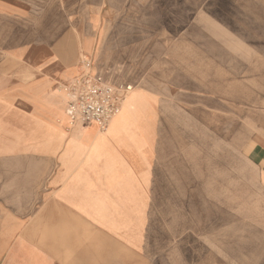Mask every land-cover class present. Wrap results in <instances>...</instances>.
Returning <instances> with one entry per match:
<instances>
[{"label": "rangeland", "instance_id": "374dc122", "mask_svg": "<svg viewBox=\"0 0 264 264\" xmlns=\"http://www.w3.org/2000/svg\"><path fill=\"white\" fill-rule=\"evenodd\" d=\"M18 1L35 30L91 36L93 61L131 85L112 121L132 100L129 121H154L156 109L176 134L178 191L156 203L146 264H264L247 158L253 140L264 143V0Z\"/></svg>", "mask_w": 264, "mask_h": 264}, {"label": "crops", "instance_id": "0c3cea01", "mask_svg": "<svg viewBox=\"0 0 264 264\" xmlns=\"http://www.w3.org/2000/svg\"><path fill=\"white\" fill-rule=\"evenodd\" d=\"M41 29L26 4L0 0V264H146L156 203L178 191L176 134L156 109L149 122L71 125L63 86L72 79L129 83L93 61L79 28ZM247 158L264 211V143L253 140Z\"/></svg>", "mask_w": 264, "mask_h": 264}, {"label": "built area", "instance_id": "2783aa9c", "mask_svg": "<svg viewBox=\"0 0 264 264\" xmlns=\"http://www.w3.org/2000/svg\"><path fill=\"white\" fill-rule=\"evenodd\" d=\"M82 64L86 71L90 60L85 58ZM131 89V85L107 83L100 75L85 72L63 86L66 95L65 114L68 122L94 123L104 130L110 119L118 112L121 102Z\"/></svg>", "mask_w": 264, "mask_h": 264}, {"label": "bare ground", "instance_id": "6f19581e", "mask_svg": "<svg viewBox=\"0 0 264 264\" xmlns=\"http://www.w3.org/2000/svg\"><path fill=\"white\" fill-rule=\"evenodd\" d=\"M125 97H124V99H125ZM124 99L122 100V102L124 101ZM122 102H121V105H120L118 112L110 119V121H112V119H114L115 116L119 113L121 106H122ZM137 106H138V104H136L135 101L129 100V102H127V104L125 105V108H123L122 112L118 115V118L116 120L129 121L130 118L132 117L134 111L137 109ZM110 121L108 123H110Z\"/></svg>", "mask_w": 264, "mask_h": 264}]
</instances>
